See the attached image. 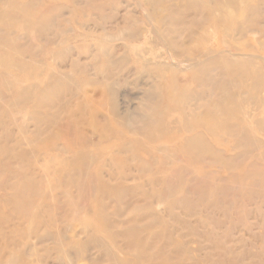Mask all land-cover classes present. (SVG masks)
<instances>
[{
    "label": "rangeland",
    "instance_id": "374dc122",
    "mask_svg": "<svg viewBox=\"0 0 264 264\" xmlns=\"http://www.w3.org/2000/svg\"><path fill=\"white\" fill-rule=\"evenodd\" d=\"M0 264H264V0H0Z\"/></svg>",
    "mask_w": 264,
    "mask_h": 264
}]
</instances>
